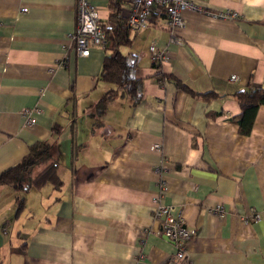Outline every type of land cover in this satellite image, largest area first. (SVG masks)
Instances as JSON below:
<instances>
[{
  "label": "crops",
  "instance_id": "obj_1",
  "mask_svg": "<svg viewBox=\"0 0 264 264\" xmlns=\"http://www.w3.org/2000/svg\"><path fill=\"white\" fill-rule=\"evenodd\" d=\"M193 1L179 42L163 9L131 32L119 51L136 60L142 97L119 94L97 123L106 52L75 53L76 0H0V175L48 141L61 180L0 186V264H185L156 204L193 231L190 264H264V106L242 135L234 94L264 88V0ZM90 2L107 25L108 0ZM151 45L169 60L153 65Z\"/></svg>",
  "mask_w": 264,
  "mask_h": 264
},
{
  "label": "trees",
  "instance_id": "obj_2",
  "mask_svg": "<svg viewBox=\"0 0 264 264\" xmlns=\"http://www.w3.org/2000/svg\"><path fill=\"white\" fill-rule=\"evenodd\" d=\"M109 23L101 25L106 36L104 51L106 52L100 81L109 85V89L102 95L94 106L97 115L96 122L105 113L107 105L114 98L122 94L127 97L132 105L137 104L142 97V80L134 76L137 62L130 55L122 54L121 46L130 43L131 30L127 26L126 18L121 15L122 7L126 0H108ZM157 10H162L158 8ZM156 10V11H157ZM188 93H194L181 84H176ZM236 101L240 107V115L237 117L236 124L240 134L248 135L251 132L260 106H264V88H253L247 90H238L235 93ZM198 95V94H197ZM198 96L207 98L211 93H204ZM53 146L50 142H37L30 147L29 153L17 165L9 168L0 175V186H9L16 191H25L28 188L42 187L47 183L55 186L61 185V180L57 174V163L52 158ZM41 166L38 172L34 173L36 166ZM17 206L21 210L24 206V198L18 197Z\"/></svg>",
  "mask_w": 264,
  "mask_h": 264
},
{
  "label": "built area",
  "instance_id": "obj_3",
  "mask_svg": "<svg viewBox=\"0 0 264 264\" xmlns=\"http://www.w3.org/2000/svg\"><path fill=\"white\" fill-rule=\"evenodd\" d=\"M77 2V19L75 31L71 34L70 39L74 43L75 53L78 56L86 57L89 55L90 48H105L106 36L101 28L99 13L97 7L90 0H76ZM129 10L124 17L127 26L131 31L137 32L143 30L149 25L151 16L158 8H162L167 17V24L170 32L171 41L175 39L179 42L177 33L185 27L184 16L187 11L198 10L193 0H126ZM27 11L26 8L21 9ZM225 16L233 17L234 14L224 13ZM149 54L153 65H162L169 60V52L164 48H158L154 45L149 47ZM64 62L60 65L64 66ZM231 76L230 80H235ZM34 110L25 108L23 115L26 116L25 127L32 126L35 123L33 117ZM33 112V113H32ZM38 112V109L37 111ZM154 148H160L159 144L153 145ZM155 218L163 217V223L159 229V235L170 241L175 247L174 257L182 260L185 264H190L191 259L188 256L187 242L193 236V231L185 226L183 220L177 214L176 207L173 205H154ZM214 212L222 214L223 209L217 207ZM259 219L258 214H254L249 220L256 221Z\"/></svg>",
  "mask_w": 264,
  "mask_h": 264
},
{
  "label": "rangeland",
  "instance_id": "obj_4",
  "mask_svg": "<svg viewBox=\"0 0 264 264\" xmlns=\"http://www.w3.org/2000/svg\"><path fill=\"white\" fill-rule=\"evenodd\" d=\"M39 169H40V166L37 165L36 168H35V170H34V172H36V171L38 172Z\"/></svg>",
  "mask_w": 264,
  "mask_h": 264
}]
</instances>
